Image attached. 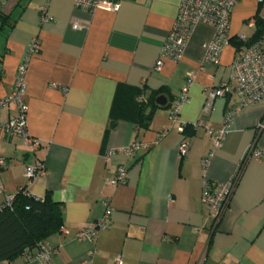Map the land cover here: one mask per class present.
Segmentation results:
<instances>
[{
    "label": "crops",
    "instance_id": "1",
    "mask_svg": "<svg viewBox=\"0 0 264 264\" xmlns=\"http://www.w3.org/2000/svg\"><path fill=\"white\" fill-rule=\"evenodd\" d=\"M181 0H118L116 12L77 9L75 0H0V101L13 91L18 66L27 58L24 76L25 121L36 149L17 137L0 133V178L7 195L19 191L59 204L61 226L42 241L53 252L51 264H264V158L246 159L252 146L264 150V129L258 124L264 104L234 111L222 147L212 151L210 131L220 128L236 104L231 64L240 26L262 8L241 0L230 18L231 41L217 65L203 63L202 45L213 29L198 25L178 64L154 66L177 16ZM45 8L51 18L40 22ZM36 40L38 52L28 55ZM195 74L188 102L178 123L168 113ZM232 83L229 92L204 110L209 90ZM125 85L163 98L147 128L119 121L110 127L116 91ZM163 104V105H164ZM18 115L11 102L0 122ZM183 126V132H179ZM183 139L186 156L178 153ZM134 141L147 148L128 161V178L109 187L122 150ZM107 158V153L111 152ZM42 165L31 182L27 168ZM238 173L229 209L214 222L202 202L205 180L211 188ZM4 196L0 195V208ZM112 209L110 226L93 241L76 236ZM35 253V252H34ZM33 253V254H34ZM0 264H40L26 254Z\"/></svg>",
    "mask_w": 264,
    "mask_h": 264
},
{
    "label": "built area",
    "instance_id": "2",
    "mask_svg": "<svg viewBox=\"0 0 264 264\" xmlns=\"http://www.w3.org/2000/svg\"><path fill=\"white\" fill-rule=\"evenodd\" d=\"M241 0H181L178 6V12L174 24L169 31L166 40L160 50L158 59L155 63L154 70L161 69L163 62L168 61L172 64H178L185 53L187 44L195 31V28L202 24L209 26L213 29V37L210 41L202 45L203 50V63L217 65L219 63L220 55L223 50L229 46L231 41L230 33V18L234 7ZM257 5L264 9V0H253ZM118 0H75V7L89 13H93L97 9H104L109 12H116L118 10ZM51 18L47 14L45 8L40 11V22L48 23ZM262 34L260 38L252 43L249 47L237 50L231 64V82H233V89L236 95L235 106L227 111L223 118V123L218 130L210 131L212 139V151L209 153L208 158L204 162V166L208 164V159L213 156L215 150L222 147V143L230 130L232 123V116L234 111L244 108L249 105L258 103L264 104V15L261 18ZM248 30H255L256 19L250 18L246 21ZM236 39L241 43L248 42V38L242 34H238ZM38 52V44L33 40L29 45L28 55ZM27 58L21 62L17 68L16 79L13 91L9 97L0 101V111L14 102L17 106L18 115L16 118L10 119L5 123L0 122V133L8 137H17L23 140L24 144L36 149L39 145L38 141L32 139L28 132L25 121V103H24V76L26 72ZM195 80L194 73L186 75L185 84L180 90L175 103L170 108L168 113V121L171 124L178 123L179 111L182 105L188 102V92L190 86ZM232 83L220 84L218 88L211 89L206 95L204 102V110L208 111L215 99L224 97L230 90ZM258 129H264V115ZM179 132H183V126H179ZM147 148V145L134 141L126 149L122 150V155L125 161L116 166L112 178L109 180L108 185L112 189H116L126 183L128 178L127 163L134 158L136 154ZM189 150V142L183 139L179 145L178 153L181 157L186 156ZM107 153V158L111 155ZM264 158V150H258L250 147L247 151L246 159L260 160ZM4 167V160L0 157V171ZM240 170L226 183L219 184L213 189L208 181L205 180L204 188L202 191V202L210 207L213 214L214 222L220 221L222 216L229 209V201L232 192L237 183ZM44 168L38 165L34 168H27L25 177L28 182H31L37 177L42 176ZM22 192L26 195L25 189ZM0 195L4 196V203L2 208L12 207L14 196L7 195L0 178ZM29 196V195H28ZM38 200L36 198H33ZM112 209L106 205L103 216L87 226H85L76 236L78 241H93L97 235L108 229L110 226V215ZM61 234H66V229L61 226L59 228ZM29 259L37 260L40 264H51L53 252L46 249L44 245L38 246L33 255L25 252ZM113 264H122V258L117 256Z\"/></svg>",
    "mask_w": 264,
    "mask_h": 264
},
{
    "label": "trees",
    "instance_id": "3",
    "mask_svg": "<svg viewBox=\"0 0 264 264\" xmlns=\"http://www.w3.org/2000/svg\"><path fill=\"white\" fill-rule=\"evenodd\" d=\"M4 20L5 18L0 16V30L3 28ZM255 30L248 42H236L237 50L249 47L260 38L263 31L261 20L256 19ZM159 106L154 94L148 95L143 88L134 89L121 85L114 97L110 127L113 128L119 121H128L136 127L147 128ZM161 107H165V104ZM60 226L59 204L49 198L35 200L19 191L14 196L11 209L0 210V262L8 261L25 252L33 255L42 241Z\"/></svg>",
    "mask_w": 264,
    "mask_h": 264
},
{
    "label": "rangeland",
    "instance_id": "4",
    "mask_svg": "<svg viewBox=\"0 0 264 264\" xmlns=\"http://www.w3.org/2000/svg\"><path fill=\"white\" fill-rule=\"evenodd\" d=\"M263 15H264V9L263 8H261L259 11H258V13L256 14V19L257 20H261V18L263 17ZM254 18V17H253ZM246 23V22H245ZM245 23H243L241 26H240V29H239V34H242V35H244L245 37H247L248 38V41L252 38V36L254 35V32L256 31V30H248L247 29V27H246V24Z\"/></svg>",
    "mask_w": 264,
    "mask_h": 264
},
{
    "label": "water",
    "instance_id": "5",
    "mask_svg": "<svg viewBox=\"0 0 264 264\" xmlns=\"http://www.w3.org/2000/svg\"><path fill=\"white\" fill-rule=\"evenodd\" d=\"M156 103H157L158 105L162 106V105L165 103V101H164L163 98H158V100L156 101Z\"/></svg>",
    "mask_w": 264,
    "mask_h": 264
}]
</instances>
